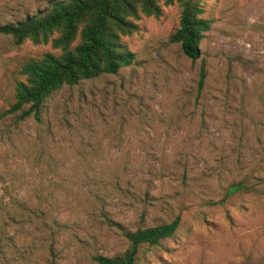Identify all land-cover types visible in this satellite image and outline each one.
Instances as JSON below:
<instances>
[{
    "label": "rangeland",
    "instance_id": "rangeland-1",
    "mask_svg": "<svg viewBox=\"0 0 264 264\" xmlns=\"http://www.w3.org/2000/svg\"><path fill=\"white\" fill-rule=\"evenodd\" d=\"M47 2L0 0V25ZM180 11L141 15L123 36L131 65L63 85L26 118L10 110L21 65L58 50L0 33V195L14 217L0 211V264H95L127 248L122 229L176 217L138 264H264V0H204L196 60L169 40Z\"/></svg>",
    "mask_w": 264,
    "mask_h": 264
},
{
    "label": "trees",
    "instance_id": "trees-1",
    "mask_svg": "<svg viewBox=\"0 0 264 264\" xmlns=\"http://www.w3.org/2000/svg\"><path fill=\"white\" fill-rule=\"evenodd\" d=\"M204 0H48L47 6L23 19L0 25V33L11 37L15 45L25 41L33 44H50L57 53L46 52L37 58L26 59L20 69L23 80L17 81L14 102L10 110L20 112L21 118L39 115L45 102L63 85L73 86L81 81L104 74H115L133 63L135 54L128 48L123 36L135 32V20L141 15L159 17L162 6L177 4L180 8L178 27L169 40L178 43L185 56L191 60L200 57V42L211 27L202 17ZM205 79L202 68L198 84ZM246 186L236 183L228 188L233 193ZM18 208L30 210L18 199H12ZM8 208V209H7ZM0 211L6 218L9 206L0 195ZM6 221L0 227V252L2 241L12 239L6 231ZM179 217L170 222L152 226L122 229L127 248L111 255L97 253L95 264H138L137 252L141 244L159 245L174 235Z\"/></svg>",
    "mask_w": 264,
    "mask_h": 264
}]
</instances>
